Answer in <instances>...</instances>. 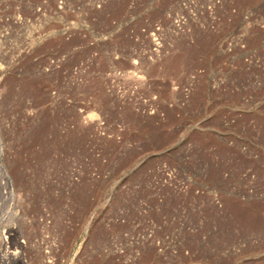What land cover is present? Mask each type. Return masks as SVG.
<instances>
[{"label": "rangeland", "instance_id": "rangeland-1", "mask_svg": "<svg viewBox=\"0 0 264 264\" xmlns=\"http://www.w3.org/2000/svg\"><path fill=\"white\" fill-rule=\"evenodd\" d=\"M0 264H264V0H0Z\"/></svg>", "mask_w": 264, "mask_h": 264}]
</instances>
